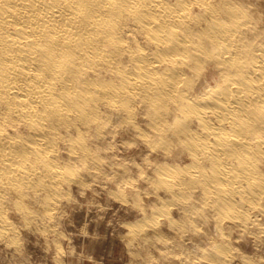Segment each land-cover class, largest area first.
<instances>
[{
  "label": "bare ground",
  "instance_id": "6f19581e",
  "mask_svg": "<svg viewBox=\"0 0 264 264\" xmlns=\"http://www.w3.org/2000/svg\"><path fill=\"white\" fill-rule=\"evenodd\" d=\"M117 137L147 148L143 229L168 217L171 264L263 235L264 0H0V237L105 171L137 186Z\"/></svg>",
  "mask_w": 264,
  "mask_h": 264
},
{
  "label": "rangeland",
  "instance_id": "374dc122",
  "mask_svg": "<svg viewBox=\"0 0 264 264\" xmlns=\"http://www.w3.org/2000/svg\"><path fill=\"white\" fill-rule=\"evenodd\" d=\"M126 142L128 143V141H122L117 137L115 140L116 145L111 154L113 158L115 157L114 159L118 164L126 162L124 164L128 167L129 173L131 172L130 174L128 173V176L133 180L135 179L134 182H136L134 184L139 188L137 186H127L128 184L122 186V179L120 180L118 175H110L107 171H103L104 173L99 175L102 178L98 176L92 182L88 181L85 186L78 187L77 185H72L68 192V198V194L62 198V200L64 199L61 201L62 204L58 203V206L53 209L55 212L48 217L51 219L47 218L42 223L36 222L34 225L33 223L30 224V222H22L16 217L13 218L17 225L18 235L15 234L10 239L8 238L9 240L0 237V264H171V261L174 260L173 258L177 260L181 256V258L185 257V252L177 247L170 246L166 249L163 248V242L171 240V234L167 226L168 217L161 216L158 219L157 227L163 228V237L160 236L158 238V236L152 235L153 233L149 235L151 232L148 231H150L149 228L151 226L145 227L147 231L143 229V225L145 224L143 223L144 218H141V216H144V211L147 212V208H150L149 201L154 196L151 195L152 193L145 191V189L148 190V186H145V182L139 177L138 172H136L137 166L135 164L142 161L140 163L147 172L151 171V166L147 162L144 164V158H148L145 144L140 140L128 144ZM120 144L122 145L120 146ZM136 150H140V155L139 153H134ZM143 156L145 157L143 158ZM113 158L111 157L110 159ZM138 158L141 160L139 161ZM130 159L132 163L134 161L135 163L132 164ZM130 165L132 166L130 167ZM146 166L148 167L146 168ZM131 168H134L136 171H133ZM131 190L138 193H134ZM132 192L137 194L138 200L135 199L134 201ZM142 194L144 197H147H142ZM64 201L66 202L64 203ZM177 213L176 208H174L169 216L177 219ZM202 223L205 225L203 226ZM202 223L200 222L199 224V228L202 231L199 230L198 233H194L195 230L189 229L190 231L188 230L186 235L192 234V236H195L196 234L197 236V234L211 228L210 223L207 222V224L204 221ZM149 225L151 224L149 223ZM159 225L162 226L160 227ZM134 227L135 229H133ZM34 230L37 231V234ZM227 237V244H230V247L227 245V253L232 254V257L228 255L231 258L229 260V257L225 255L224 257H227V259L223 257L221 258V260H224H222L223 262L216 261L215 264H219L220 262L221 264H247V261H249V264H264V233L259 237L255 231L240 234V232L236 233L232 230ZM254 237L255 239H253ZM138 239L140 241L142 239V241L140 242ZM235 239L236 241H232ZM8 243L10 246L7 247ZM160 243L161 245H159ZM152 244L153 246H151ZM152 247L155 249H152ZM235 247L236 249L234 250ZM233 250L234 252L232 253L231 251ZM202 261L200 264H205L206 261V264H209L208 260Z\"/></svg>",
  "mask_w": 264,
  "mask_h": 264
}]
</instances>
